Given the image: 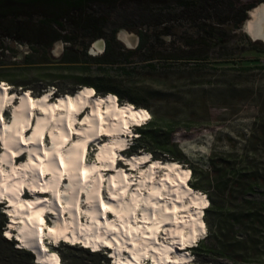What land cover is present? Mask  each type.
I'll list each match as a JSON object with an SVG mask.
<instances>
[{"label": "bare ground", "instance_id": "1", "mask_svg": "<svg viewBox=\"0 0 264 264\" xmlns=\"http://www.w3.org/2000/svg\"><path fill=\"white\" fill-rule=\"evenodd\" d=\"M250 13L252 19L244 28L254 38L264 36V4ZM131 37L124 35L135 46ZM94 48L102 52L103 40ZM1 83L0 199L8 200L12 208L8 211L12 218L9 227L18 232L14 236L7 231L5 238H14L21 249L30 251L35 264H60L58 255L47 253L45 239L55 244L61 240L82 243L93 250L108 246L113 264H142L148 259L154 264H190L187 253L174 259L171 253L205 235L202 215L207 196L185 189L191 173L178 162L150 163L148 153L119 155L127 146L122 135L128 136L130 126L150 118L146 109L126 103L118 110L114 94L92 100L95 90L86 86L48 104L53 88L39 97L29 90L22 96L13 92L10 96L8 84ZM16 96H21L18 103L14 102ZM10 106L12 120L8 123L1 116ZM86 108L90 110L80 117ZM31 125L33 132L25 137ZM47 133L48 147L44 140ZM90 144L98 148L92 162L88 160ZM21 155L20 163L16 158ZM118 157L128 165V171L115 167ZM104 171L114 175L107 176ZM24 187L33 200L28 195L21 199ZM48 213L53 224L45 227Z\"/></svg>", "mask_w": 264, "mask_h": 264}, {"label": "trees", "instance_id": "2", "mask_svg": "<svg viewBox=\"0 0 264 264\" xmlns=\"http://www.w3.org/2000/svg\"><path fill=\"white\" fill-rule=\"evenodd\" d=\"M124 0H0V30L15 42L27 43L32 53L27 54L23 64L43 66L49 64L46 51L42 59L36 61L41 48H50L62 41L70 44L56 62L69 70H77L88 75L95 70L102 76L120 73L131 77L136 67L141 66L149 72L170 70L172 64H193L212 68L216 64L254 61L257 55H264V45L242 34L239 54L228 49L226 38L240 31L248 20V13L264 0H254L250 4L237 0H173L174 7L165 10L155 8L159 3L169 0H134L139 4L153 6L143 22L128 27L136 31L139 45L135 49H125L117 41L118 29L110 27L109 16L95 11V6H113ZM185 15L194 29L192 37L182 38L177 52L160 50L161 37L171 36L165 23L174 20L163 14ZM163 29L159 32V27ZM103 40L105 48L101 55L90 53L91 45ZM175 44V43H174ZM78 46V49L75 47ZM185 47L186 49H183ZM221 50L216 59L212 52ZM211 66V67H209ZM6 64L0 62V70ZM45 68V67H36ZM264 71V65L258 67ZM42 70V69H39ZM47 70V69H46ZM241 70H251L242 67ZM46 75L36 82L35 87L27 83H12L16 92L31 91L39 97L53 88L55 97L73 95L84 86L92 87L97 95L114 94L120 104L129 103L139 109L148 106L136 99L119 85H107L91 81L87 77H75L70 84L60 85L57 80L62 75ZM20 89V90H18ZM139 136L128 151L129 156L148 153L152 160L164 163L178 162L192 172L190 186L207 195L210 207L206 211L205 223L208 236L191 249L195 264H264V97L258 105V113L253 128L242 150L217 153L210 158V166L204 168L182 153L172 142L176 127L160 119L156 114L144 126L137 128ZM0 205V242L7 246L12 256L34 264L32 255L15 248L13 241L3 237V229L8 224ZM5 230V229H4ZM72 248V247H68ZM90 258L106 256L98 252L77 248Z\"/></svg>", "mask_w": 264, "mask_h": 264}, {"label": "rangeland", "instance_id": "3", "mask_svg": "<svg viewBox=\"0 0 264 264\" xmlns=\"http://www.w3.org/2000/svg\"><path fill=\"white\" fill-rule=\"evenodd\" d=\"M169 1L166 4L159 3L158 6H153L162 11L170 9L174 6L173 0ZM237 1L246 4L254 2V0ZM153 6L139 4L134 0H124L117 2L115 7L101 5L95 6L94 10L102 13L103 16H109L110 27L119 30L117 41L125 49H135L139 45V37L136 31L128 27L139 21L143 22V17L148 15ZM163 15H166L167 19L176 18L165 23L167 31H170L172 35L161 37L164 43L159 42V45H162L159 49L177 52L176 50L182 43L181 37H192L194 29L183 14L179 18L175 13ZM245 24L240 31L226 38L228 49L236 55L239 54L238 45L242 41L241 35L246 34L253 37L244 28ZM163 26L159 27V32ZM125 34L132 36L131 42L135 41V46L124 39ZM260 43L264 45V42ZM94 44L91 45L90 53L101 55L103 51H97ZM66 47H70V44L62 41L46 49L37 47L40 49V54L37 55L36 61L42 59L45 50L48 54L46 59L50 63L43 66H27L23 64V61L27 54L32 53L31 46L7 38L6 34L0 30V62L6 64V67L0 70V77H4L6 82L13 81L14 84H30V87H35L36 82L46 75L55 77L62 75L65 79L57 80V83L62 86L70 84L75 77L80 76L107 85H119L148 106L149 117H154L156 114L160 119L175 125L176 132L172 137V142L188 158L204 168L210 166V158L217 153L243 149L253 128L258 105L264 97V71L258 68L264 65V55H257L254 61L245 62H239V57L234 56L235 60L232 63L213 66L218 70L177 63L172 64L170 70L149 72L138 66L131 77L127 78L122 77L120 73L102 76L95 69L92 73L85 75L77 70L56 67L59 65L54 62L60 59ZM75 49H78V46ZM183 49L186 48L183 47ZM220 53L221 50L216 49L210 58L216 59V54ZM242 67H251V70L244 71L241 70ZM6 84L13 93L20 94L16 92L12 83ZM88 160L93 161L90 155ZM181 166L188 168L185 165ZM5 228H9L8 224ZM57 253L61 255L63 264H104V261H101L102 257L90 258L77 248L61 247ZM0 264L28 263L22 258L12 256L9 248L0 242Z\"/></svg>", "mask_w": 264, "mask_h": 264}, {"label": "water", "instance_id": "4", "mask_svg": "<svg viewBox=\"0 0 264 264\" xmlns=\"http://www.w3.org/2000/svg\"><path fill=\"white\" fill-rule=\"evenodd\" d=\"M262 4H264V3H261V4H259L258 6H256L255 8H253L252 10H254V9H256V8H258L260 5H262ZM251 10V11H252ZM252 19V17H251V13L249 12L248 13V20L247 21H250ZM250 36V35H249ZM251 37V36H250ZM251 38H253V37H251ZM253 40L254 41H260V42H264V36H261V37H257V38H253ZM104 42V41H103ZM104 48H105V42H104ZM104 48H103V51H104ZM23 92V91H22Z\"/></svg>", "mask_w": 264, "mask_h": 264}, {"label": "clouds", "instance_id": "5", "mask_svg": "<svg viewBox=\"0 0 264 264\" xmlns=\"http://www.w3.org/2000/svg\"><path fill=\"white\" fill-rule=\"evenodd\" d=\"M21 94V93H20ZM191 171V170H190ZM210 203V202H209ZM7 218V217H6ZM6 229V228H5ZM208 229V228H207ZM59 249H57V251H58ZM57 253V252H56ZM58 255H59V258H60V264H63V260H62V258H61V255L58 253ZM32 257H33V255H32ZM33 261H34V257H33ZM35 264V263H34ZM195 264V263H194Z\"/></svg>", "mask_w": 264, "mask_h": 264}]
</instances>
